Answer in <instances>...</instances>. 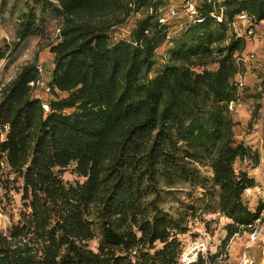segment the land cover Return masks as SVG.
I'll use <instances>...</instances> for the list:
<instances>
[{"label":"trees","instance_id":"obj_1","mask_svg":"<svg viewBox=\"0 0 264 264\" xmlns=\"http://www.w3.org/2000/svg\"><path fill=\"white\" fill-rule=\"evenodd\" d=\"M24 3L7 50L58 17L48 44L54 97L45 111L30 85L38 57L0 88V186L3 164L22 200L18 220L0 231V264H179L182 236L206 212L231 220L227 234L220 251L188 264L226 258L231 238L253 232L264 209L244 199L257 184L244 163L259 154L236 140L230 108L247 44L230 23L242 12L264 21V0L203 4V21L177 30L160 67L170 26L148 9L164 0ZM137 14L130 38H118ZM71 165L81 178L72 183L62 176ZM177 192L185 199L165 208Z\"/></svg>","mask_w":264,"mask_h":264},{"label":"rangeland","instance_id":"obj_2","mask_svg":"<svg viewBox=\"0 0 264 264\" xmlns=\"http://www.w3.org/2000/svg\"><path fill=\"white\" fill-rule=\"evenodd\" d=\"M24 0H0V53L4 54L0 58V88L14 78L19 68L28 61L38 57L42 68V76L48 82L51 75L53 54L50 52L48 44L56 40L58 34L59 18L49 16L44 25L42 34L29 36L22 45L15 51H8V44L16 40V29L19 18L25 12ZM179 18L171 20L173 30L179 34L177 27L180 23L186 22L188 13L179 8ZM140 15L132 16L129 21L115 30V34L120 39H129L131 30ZM254 36L246 41L252 45V50L243 52L239 60L244 63L245 71L236 76V81L241 82L240 98L233 105V117L236 122L235 138L244 142L253 151L259 154V163L246 161L244 165L250 174L255 177L257 184L246 190L244 199L248 206L255 210L260 204L264 203V22L257 24ZM256 39V40H255ZM258 43L261 53H258L254 44ZM170 43L163 44L158 49V67L164 63L166 50ZM262 48V49H261ZM246 50V49H245ZM216 65H210L213 69ZM37 94L46 102L54 96L45 89H39ZM239 166V164H238ZM4 178L9 179L0 186V231L6 232L13 221H17L22 209L21 194L17 188L21 182H12L13 174L8 167L2 164ZM62 176L67 182H74L81 179L74 170V165L62 171ZM185 197L181 192L168 193L163 200V206L169 208L177 206ZM231 222L226 216L218 212H206L203 219H196L192 222L190 231L182 236L183 254L179 264H186L189 260L198 258V250H203V254L211 255L220 251V246L227 234L226 227ZM251 232L235 234L229 241L228 256L218 258L216 264H264V209L261 212V221L257 226L254 239ZM204 243V246L199 244ZM96 243H91L94 246ZM252 258L253 262L243 260V254Z\"/></svg>","mask_w":264,"mask_h":264},{"label":"built area","instance_id":"obj_3","mask_svg":"<svg viewBox=\"0 0 264 264\" xmlns=\"http://www.w3.org/2000/svg\"><path fill=\"white\" fill-rule=\"evenodd\" d=\"M216 1H221V0H164V4H162L159 8H155V7L151 6L148 9V13L149 14H156V16H157V18L161 24H165V25L170 26V31L168 32V35L166 37V43H171V40L176 35L175 30H173L171 20L178 19L180 17L179 16L180 15L179 14V8H183V10L186 11L189 15H188L187 20L185 19L186 22H184V24L180 23L178 26H175L178 28V30L186 27L187 23L202 22L203 19L198 13L199 7H201L205 3L214 4V3H216ZM219 19H221V17H219ZM261 22H264V21H261ZM256 26H257V23H255L253 21L252 17L249 16L247 12H242V13L238 14L234 18V20L230 23V33L235 35L236 37L244 38L247 41L248 39H250L251 37L254 36V33H255L254 30H255ZM38 67H39V71H40L41 76L36 81H32L30 83V85L35 88V92H36L37 96H39L37 94V91L39 89H45L46 91H50V89L48 87V82L43 79L42 68H41L40 64ZM238 84H239V86L242 85L241 82H239V81H238ZM39 97H41V96H39ZM234 103L235 102H232L230 104L231 109H233ZM42 106H43L45 111L50 110L49 104L46 101H44L42 103ZM247 190L250 191L251 188H249ZM260 221H261V218L257 219L256 225H255V230L250 233V235L253 239H254V236L256 235L257 226L260 223ZM204 245H205L204 243L199 244V246H204ZM200 252H202L201 253L202 256H205L203 254L204 253L203 250H198L197 253H200ZM194 260H195V258L193 260H189L186 264H188ZM243 260H245L246 262H253L252 258L247 256L246 252L243 254Z\"/></svg>","mask_w":264,"mask_h":264},{"label":"crops","instance_id":"obj_4","mask_svg":"<svg viewBox=\"0 0 264 264\" xmlns=\"http://www.w3.org/2000/svg\"><path fill=\"white\" fill-rule=\"evenodd\" d=\"M256 40V39H255ZM247 45H248V43H247ZM260 45V44H259ZM258 45V43H256V41H255V44H254V47H256L257 48V50H258V53H261V51H260V46ZM262 49V48H261ZM250 50H252V45L251 46H247V48H246V50H245V52H249ZM52 70H53V68H52ZM51 73H52V71H51ZM51 79V75H50V77H49V80ZM48 80V81H49Z\"/></svg>","mask_w":264,"mask_h":264}]
</instances>
